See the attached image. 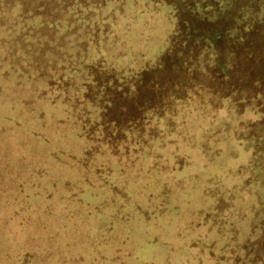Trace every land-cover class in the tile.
<instances>
[{"label":"rangeland","instance_id":"rangeland-1","mask_svg":"<svg viewBox=\"0 0 264 264\" xmlns=\"http://www.w3.org/2000/svg\"><path fill=\"white\" fill-rule=\"evenodd\" d=\"M165 7L167 9L159 15L160 20L154 24V35L148 44L136 38L138 47L146 45L145 53L138 55V58H133L129 53L125 58L126 63H129L130 68L135 71L155 65V60L167 47L176 20L174 16L170 18L174 14L173 9L169 6ZM185 18L190 26L187 31L189 37L187 33L184 35V38H188L186 46L175 49L164 68L148 76L145 83L138 89L133 92L124 89L112 98L103 116L104 127L89 128V137L94 141V147L86 151L84 161L87 163L84 162V164L88 169L92 166L88 162L91 161L94 151V155H99L104 159H109L113 154L118 163L120 162L111 166L108 171L106 188H111L109 191L111 193L106 196L104 202L114 208L110 217H117L127 222L126 218L132 216L130 218L136 221L128 224L131 225L128 247L132 255L123 256L128 259L127 264H158V262L184 264L186 260L190 261V258H194L198 264H247L250 251L248 248L244 249L243 246L250 242L254 244L252 248L258 255L256 259L262 263L264 262V258L261 257L262 255L264 257V234L260 238V227L264 214H257L260 209L258 207L255 209L257 218L255 219L254 215L251 216V212L264 196L262 189L264 166L261 168L256 165L248 167L250 150L244 151V147L248 144L239 146L237 142V148L226 144L221 156H218L222 162L215 165V169L214 167L211 169L220 172L218 165L223 164H231L233 168L239 163V158H244L242 161H246L244 163L247 166H244L246 170L243 174L241 170L237 172L233 169L229 170V174L233 175V180L230 185H224L226 189L231 190L229 196H226L222 189L221 192L219 191L221 181L217 178H211L207 182L204 179L205 176L200 174L202 171L199 166L189 170L191 177L185 181L172 182L175 179H172L171 173H168L170 171L168 159H173L174 165L179 170H185L190 166H186L189 161L197 162L202 157L205 160L210 159L205 154L209 144L211 147L214 141H217L216 145L222 146L223 141L226 140L223 137L218 138L221 128L218 130L213 127L214 124L211 125V120H213L211 113L202 114L197 110L193 112L190 110L189 103L171 100L173 95H184L186 88L192 85L193 80H199L202 77L194 68L187 69L185 65L188 63L191 67L189 58H195L201 47V43L197 40L202 37L213 39L218 30V27L208 23H195L194 19L188 15ZM221 25L224 27L225 23ZM112 30L111 37H102L101 42V49L104 50L101 56L107 61L108 53L117 54L119 51H127L125 35L116 28ZM10 33L13 37L14 31ZM21 40L25 41V39ZM0 45H5L0 51V264H51L47 261L52 260L51 258L59 252H65L57 244L58 240V243L64 246L75 243L69 248L66 247L68 255H76L81 250L89 256L93 247L86 245L89 242H86L84 223L78 225L76 233L75 231L70 232L74 233V238L59 239L60 235L66 231L64 228L66 222L74 220V217L79 221H86L91 215L90 210L93 205H89L80 198V193L88 187L73 182L80 178L88 182L89 175L77 176L69 173L73 169L68 168L67 170L65 167V165L73 164V160L65 159L64 161V157L77 156V152L71 149L72 147H68V152H64L61 148L58 151L54 147H43V144H48L50 140L45 133L49 127L51 106L62 102V97L53 96L52 98V92L47 90L45 82L35 85L31 77L27 76L30 72L27 71L29 66L27 62L29 55L33 53V46H27L24 43L16 45L12 42V38L10 40L8 37L5 38L2 32H0ZM218 48L222 59L225 58L223 67L226 71L228 47L219 42ZM124 53L120 52L118 56H114L109 64H114L119 70L124 71L126 67L124 63L118 65L116 61V57L125 56ZM247 68H249L248 71H256L252 72L256 76H264V54H261L258 60L248 63ZM243 69H241L242 73L237 69L231 81L234 83L235 93L239 94L237 98H244L249 103L250 97L262 90L260 84L263 83L261 81L254 83V78L247 81L242 76ZM122 85L123 82H120L117 88L119 89ZM194 104L196 103L190 106ZM55 107L61 108L62 105H55ZM168 108L172 109L166 114ZM221 113L229 114L228 111H221ZM55 119L59 120V117ZM102 131L105 132L104 135ZM127 132L139 142H133L131 138L127 140L125 136ZM106 138H111L110 142L114 148H116L115 144L118 145V151L106 143L108 142ZM59 147L62 146L59 145ZM141 147L142 149L139 150ZM237 151L238 155H236ZM10 157H12L11 161H9ZM259 157L260 154L256 164L260 161ZM55 159H62L59 162L64 163L61 170L63 175L50 172L52 169L50 162ZM212 159L215 160L214 157L210 160ZM151 160L159 163L155 166L152 163V169H157L162 174L160 180L157 181L159 184L157 189L150 190L151 194H147L146 197L142 194V190L146 188L144 183L133 190L123 189L127 187V185L124 187L122 185L127 184L125 176L129 171L131 174L135 171H138V174L144 173L147 168H151L148 164ZM163 160L165 163H160ZM115 170L118 171L115 173ZM99 174L97 172L95 176L99 177ZM246 174L248 176L245 181ZM180 175L184 176V173ZM241 175H244V178ZM58 180H65V187L57 185ZM71 185H76L78 188ZM192 186L201 187L198 198L192 205L182 206L184 200L181 198V193L186 192ZM204 186H208L205 191L216 195L218 200V204L209 210V215L206 210L210 207V201L203 198ZM211 187L215 188L214 191ZM67 189L72 193H68ZM54 190L68 194H56ZM82 196L83 198L85 196V199L93 198L88 191ZM133 209L144 213L149 219L156 220L157 227L160 225L159 217L165 214L175 215L180 220L179 238H161L162 231L158 227L156 238L153 239V236L147 235L148 232L145 230L151 226L146 222H137L140 218L136 217ZM108 212L109 209L103 207L100 213L107 217ZM185 216H187L186 219ZM108 224L112 225L111 221L107 220L101 225L102 232L112 230ZM68 225L72 226L73 223L69 222ZM175 227L174 222L163 225L168 233ZM120 229L121 234H126L125 225H122ZM184 229L185 232H190V240L183 235ZM40 232L45 238L43 242L39 238ZM71 239L74 242H71ZM107 241L108 239L101 240L102 243ZM184 242H190L189 247L193 251H186ZM128 247L124 246L125 249L121 253L126 255ZM169 250L174 253L173 256L179 255L177 251L182 252L181 261L179 262L178 259L175 261L172 257L166 258ZM97 253L94 252L92 256ZM107 256L104 254L101 259L106 261ZM123 257L119 258L117 263H120ZM81 263L90 264V259L87 257Z\"/></svg>","mask_w":264,"mask_h":264},{"label":"trees","instance_id":"trees-1","mask_svg":"<svg viewBox=\"0 0 264 264\" xmlns=\"http://www.w3.org/2000/svg\"><path fill=\"white\" fill-rule=\"evenodd\" d=\"M165 6L173 9L174 14L170 18L174 16L176 20L167 47L157 57L155 65L135 71L130 68L129 63H126L125 58L129 53L132 54L133 58H138V55L145 53L146 45L138 47L136 38L148 44L154 35V24L160 20V13L167 9ZM186 15L192 17L195 23H208L218 27V30L215 32L213 39L202 37L197 40L201 43V47L195 58H189L191 67L188 66V63L185 65L187 69L194 68L202 77L199 80H193L194 82L186 88L184 95H173L171 100L181 103L186 102L190 105L196 103L193 106L189 105L191 111L195 112L197 110L198 113L202 114L211 113L213 115L211 125L214 124L213 127L218 130L221 128L218 138L223 137L226 140L223 141L222 146L216 145L217 141H214V144L211 147L209 144V149L205 150L206 156L210 159L214 157L215 160H205L202 157L197 162L189 161L186 166H190L185 170H179L174 165L173 159H168L170 170L168 173H171L172 179H175L172 182L185 181V179L191 177V171L189 170L199 166L202 171L200 174L205 176L204 179L207 182L211 178L220 180L219 191L221 192L222 189L224 194L229 196L231 190L226 189L225 186L230 185L233 180V175L229 174L230 169H233L234 172L241 170L243 174L246 170L244 166L248 165L249 168L255 165L260 168L264 166V76H256L252 73L254 70L248 71L249 68H247L248 63L258 60L260 55L264 54V0H0V32L5 34V38L8 37L9 40L12 38V42L16 45L24 43V45L34 47L33 53L29 55L27 62L29 64L27 71H30L27 76L31 77L35 85L45 82L47 90L49 89L52 92V98L53 96L62 97V102L51 106L49 127L45 133L50 140L48 144L44 143L43 147H54L58 151L61 148L64 152H68V147H72L71 149H75L77 152V156L74 158L64 157V161L65 159L73 160V164L65 165V167H67V170L68 168L73 169V171L69 170L71 174L77 176L80 174L89 175L88 182L81 178L73 182L88 187L80 193V198L89 205H93L92 210H90L91 215L86 221H79L74 217V220L69 221L73 223L72 226H69V222H66L64 228L67 235H65V231L59 239L74 238V233L70 232L75 231L76 233L78 225L84 223L86 225L85 238L88 240L86 242H89L86 245L92 246L93 250L89 253V256L88 253L81 250L76 255H68L69 252L66 247L69 248L70 245L73 246L75 243L64 246L60 245L58 240L57 244L65 252H59L51 258L52 260L47 261L48 263L82 264L81 261L86 260L88 257L90 264H104L106 262L107 264H127L128 259L124 257L132 255L130 247H128L131 230V225L128 224L136 221L130 218L132 216L129 217L130 219L126 218L128 219L127 222H123L122 219L117 217H110L114 208L104 202L106 196L111 193L109 192L111 188H106L107 174L111 166L118 163V160L113 154L109 159H104L99 155H94V151L91 161L88 162L92 166L89 167L90 170L86 168L87 166L84 164L86 162L84 161L85 153L94 147V141L89 137V128L93 126L104 127V123H102L103 116L115 95H118L124 89H127L128 92L138 89L145 83L148 76L164 68L166 61L175 49L186 46L188 38H184V35L190 27L188 20L185 18ZM221 23H225L224 27ZM114 28L125 35L127 51H124L125 53L119 51L117 54L108 53L109 59L107 61L101 56L104 52L101 49L102 37H111ZM11 31H14L13 37ZM21 39H25V41ZM219 42L226 45L229 50L226 71L223 67L225 58L222 59V54L219 53ZM4 46L0 45V51L4 49ZM120 52L124 53L125 56L116 57V61L118 65L124 63L126 66L124 71L119 70L118 66L114 64H112L113 66L109 64L112 58L118 56ZM237 69L241 73V69L244 70L242 76L247 81L254 78V83H258V81L263 83L260 84L262 90L257 91L255 96L250 97L249 103L244 98H237L239 94L235 93L236 89L231 80ZM120 82H123V85L118 89L117 86ZM55 105H62V107L58 108ZM171 109L168 108L166 114ZM221 111H228L229 114H223ZM56 117H59V120L55 119ZM57 128L59 129L57 130ZM102 132L104 135L105 132ZM125 136H127V140L131 138L133 142L138 141L130 136L129 132ZM110 140L111 138H106V141H108L106 143L112 146ZM237 142L239 146L248 144L244 147V151L248 152L250 150L249 163L246 165L244 163L246 161H242L244 158H239V163L233 168L231 164H221L222 166L218 165L220 172L211 170L213 167L215 169V165L222 162L218 156H221L225 145L229 144V146L237 148ZM59 145L62 147H59ZM115 147H113L114 150L118 151V145L115 144ZM141 149L142 147L139 150ZM202 149H205V147H202ZM238 154L237 151L236 155ZM259 154L260 161H258V165L256 163ZM10 158L9 161L12 160V157ZM61 160L55 159L50 162L52 165L51 173L63 175L61 170L64 163L59 162ZM152 163L154 166L159 164L156 160H153V162L151 160L150 163L148 162L151 168H147L144 173L138 174V171H135L134 174H131V171H129L125 176L127 184L123 183L122 185V187L126 185L127 187L123 189L133 190L136 186L144 183L146 185V188L142 190L144 197L151 194L150 190H156L159 186L157 181L160 180L162 174L159 170L152 169ZM160 163L165 162L163 160ZM117 171L115 170V173ZM97 172L100 173L99 177L95 176ZM180 173H184V176ZM241 176L244 178V175ZM247 176L248 174H246L245 181ZM120 179H123V177H120ZM64 183L65 180L56 181L57 185L64 186ZM206 184L208 185V183ZM71 186L78 188L76 185ZM211 188L214 191L215 188ZM206 189H208V186L203 187L202 194L204 199L210 201V207L206 210L207 215H209V210L215 204H218V200L216 195H211V192L205 191ZM262 189L264 193V186ZM56 190H54L55 193L61 195L72 193L69 189H67L68 193H60ZM200 190V186H192L186 192L181 193V198L184 200L182 206L192 205L198 198ZM86 191L91 193L93 198L85 199V196L83 198L82 195ZM117 195L119 196V194ZM219 196L221 197V195ZM262 198L259 200L257 207L252 210V217L253 215L255 217V209H258V207L261 211L258 210L257 214H264V196ZM103 207L109 209L107 217L100 213ZM133 211L136 217L140 218L137 222H146L151 226L145 228V230L148 232L147 235L151 234L153 236V239L156 238L155 234L159 228L162 231L161 238H179L180 220L175 215L165 214L159 217L160 225L158 228L155 224L156 220L147 218L144 213L137 209H133ZM184 218L186 219L187 216ZM255 219L257 218L255 217ZM107 220L111 221L112 225H108L111 226L112 230L102 232L101 225ZM171 222L176 223V227L169 230L168 233L163 225ZM261 224L260 238L264 234V216ZM122 225L126 226V234L120 233ZM36 227L38 228V225ZM189 234L190 232H185L184 229L183 235H186V238L190 240ZM43 236L40 232L41 242L45 241ZM104 239H108V241L102 243L101 240ZM70 241L74 242L73 239ZM189 243H183L185 250L193 251L189 247L191 245ZM252 245L254 244L250 242L243 246L244 249L248 248L250 251L246 263L264 264V262L261 263L260 260L256 259L258 255L254 252ZM124 246L128 247L126 255L121 253L125 249ZM76 247L80 246L76 245ZM94 252L98 253L92 256ZM176 253L179 255L173 256L174 253L169 250L166 258L170 259L172 257L175 261L177 259L181 261L182 252L177 251ZM104 254L108 255L106 261L101 259ZM121 257L123 259L120 260V263H117ZM261 257L264 258L263 255ZM189 260H186L184 264H198L194 258ZM156 262L158 261L156 260ZM158 264L161 263L158 262Z\"/></svg>","mask_w":264,"mask_h":264}]
</instances>
